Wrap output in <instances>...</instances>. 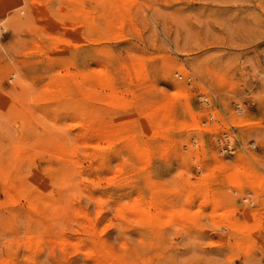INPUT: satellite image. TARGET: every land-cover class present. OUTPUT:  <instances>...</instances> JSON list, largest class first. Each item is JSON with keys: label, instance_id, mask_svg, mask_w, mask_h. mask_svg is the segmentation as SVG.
<instances>
[{"label": "rangeland", "instance_id": "374dc122", "mask_svg": "<svg viewBox=\"0 0 264 264\" xmlns=\"http://www.w3.org/2000/svg\"><path fill=\"white\" fill-rule=\"evenodd\" d=\"M0 264H264V0H0Z\"/></svg>", "mask_w": 264, "mask_h": 264}, {"label": "built area", "instance_id": "2783aa9c", "mask_svg": "<svg viewBox=\"0 0 264 264\" xmlns=\"http://www.w3.org/2000/svg\"><path fill=\"white\" fill-rule=\"evenodd\" d=\"M204 102H207L206 98H204ZM237 110L239 113L242 112V109L239 106L237 107ZM220 137L221 138L215 140L217 151L220 155H235L239 150H244L240 141L236 137L225 132L222 133ZM255 148L256 146L253 142L247 144L248 150H255Z\"/></svg>", "mask_w": 264, "mask_h": 264}]
</instances>
